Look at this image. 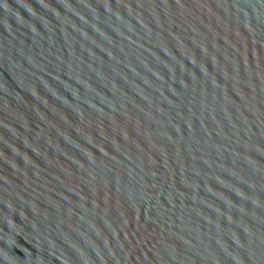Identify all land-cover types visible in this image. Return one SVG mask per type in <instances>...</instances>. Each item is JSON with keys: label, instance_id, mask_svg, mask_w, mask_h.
I'll list each match as a JSON object with an SVG mask.
<instances>
[{"label": "water", "instance_id": "1", "mask_svg": "<svg viewBox=\"0 0 264 264\" xmlns=\"http://www.w3.org/2000/svg\"><path fill=\"white\" fill-rule=\"evenodd\" d=\"M0 264H264V0H0Z\"/></svg>", "mask_w": 264, "mask_h": 264}]
</instances>
